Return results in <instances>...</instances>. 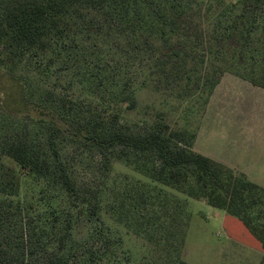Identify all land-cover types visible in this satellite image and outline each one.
<instances>
[{"label":"trees","instance_id":"obj_1","mask_svg":"<svg viewBox=\"0 0 264 264\" xmlns=\"http://www.w3.org/2000/svg\"><path fill=\"white\" fill-rule=\"evenodd\" d=\"M102 26L116 30L124 42L107 51L87 45L90 31ZM190 57L216 70L212 92L225 72H243L240 78L264 89V0H0V109L26 114L32 121L27 125L34 128L32 117L42 116L46 124L38 127L46 130L47 148H38L29 130L33 127H4L0 171L8 160L22 177L52 179L67 201L54 206L42 197L47 205L42 212L32 204L20 207L19 200L14 207L7 198L18 196L20 179L0 173V264H25L38 252L40 264H101L98 251L84 247L77 260L72 259L73 247L62 251L75 217L82 214L80 205L92 199L77 188L56 147L73 110L90 115L84 119L91 126L89 139L153 154L162 183L183 188L191 177L195 190L188 184L187 193L239 219L264 249V188L191 147L173 146L177 133L165 134L161 128L141 136L109 131L122 106L134 102L129 91L142 74L159 67L163 74L168 70L177 76ZM35 95L39 105L32 101ZM91 207L96 215L95 205ZM23 210L28 220L17 229L15 215ZM177 213L173 209L163 221L168 236H179L176 256L168 264H189L182 259L186 221ZM35 217L40 225L34 224ZM48 233L57 246L41 241Z\"/></svg>","mask_w":264,"mask_h":264},{"label":"rangeland","instance_id":"obj_2","mask_svg":"<svg viewBox=\"0 0 264 264\" xmlns=\"http://www.w3.org/2000/svg\"><path fill=\"white\" fill-rule=\"evenodd\" d=\"M90 33L85 43L100 50H113L124 42L116 30L105 26ZM183 65L177 76L168 70L163 74L164 68L159 67L153 72V68L146 70L129 91L134 102L129 107L126 103L122 106L109 131L141 136L161 128L165 134L177 133L171 144L186 149L192 148L197 135L194 147L197 152L245 173L252 181L264 183V89L240 78L239 75H246L243 72H225L212 92L218 76L211 65L200 64L195 57ZM32 101L40 103L37 95ZM89 117L88 113L71 111L56 138L60 160L77 188L92 198L80 205L82 214L75 217L72 237L66 241L63 252L68 253L73 247L76 252L72 259L77 260L80 250L86 247L99 252L101 264H168L176 256L179 236H168L163 227L174 209L180 220L186 221L182 259L187 263L264 264L262 250L257 252L244 234L239 236V229L230 220L223 224L222 210L186 192L188 184L195 190L191 177L183 188L176 183H162L156 176L159 163L148 150L89 139L91 126L84 121ZM32 118L37 129L27 125L32 121L26 114L8 115L0 109V131L4 127L10 130H20L25 125L33 127L29 130L37 138L38 148L47 151L46 130L39 129L46 120L37 115ZM4 162L0 173L20 179L18 196L7 198L14 201V207L19 200L20 207L32 204L42 212L47 209L42 197L54 206L67 202L52 179L22 177L13 163ZM1 181L0 178V189ZM44 191L46 195L42 196ZM92 205L96 215L92 214ZM31 213L36 216V212ZM15 217L17 229L19 222L28 220L25 210ZM230 218L237 223L235 217ZM33 220L34 224H41L37 217ZM238 226L244 228L242 224ZM52 239L48 233V238L42 237L41 241L57 246ZM35 242L37 239L31 244L36 245ZM24 245L29 247L28 238ZM39 254L28 257L25 264H40Z\"/></svg>","mask_w":264,"mask_h":264},{"label":"crops","instance_id":"obj_3","mask_svg":"<svg viewBox=\"0 0 264 264\" xmlns=\"http://www.w3.org/2000/svg\"><path fill=\"white\" fill-rule=\"evenodd\" d=\"M223 78V77H222ZM221 78V79H222ZM221 79H220V81H221ZM219 81V82H220ZM219 84V83H218ZM217 84V85H218ZM216 88V87H215ZM215 90V89H214ZM197 136V135H196ZM195 136V138H194V141H193V143H192V149L195 151V152H197L196 150H195V145H196V139H197V137ZM197 153H199V152H197ZM201 154V153H200ZM202 155H204V154H202ZM204 156H206V155H204ZM206 157H208V156H206ZM208 158H210V159H212V160H214V161H216V162H218V163H220V164H223V163H221L220 161H218V160H216V159H213V158H211V157H208ZM223 165H225V164H223ZM225 166H227V165H225ZM227 167H229V166H227ZM229 168H231V169H233L232 167H229ZM233 170H235V169H233ZM235 171H237V170H235ZM237 172H240V171H237ZM240 173H242V172H240ZM242 174H244L248 179H249V177L245 174V173H242ZM250 181H252L251 179H249ZM252 182H254V183H256L257 185H259V186H261L262 188H264V183L263 182H261V181H252ZM222 216V217H221ZM221 219H222V222H223V224H225L228 220H230V222L233 224V227H236V229H239V236H241L242 237V235L244 234L245 235V239L247 240V241H249L253 246H255V248H257V252H260V250H262L261 252H263L264 253V249L262 248V246H261V244H260V242L247 230V228L243 225V223L239 220V219H237V223H235V221H233L231 218H230V216L231 215H229V214H227V213H225L224 211H222L221 212ZM234 218V217H233ZM238 224H242V226L244 227L243 229H241V227L240 226H238ZM230 227H228V228H226L227 230H228V232H231V230L229 229ZM241 234V235H240ZM248 238H250V239H248ZM256 242V243H255Z\"/></svg>","mask_w":264,"mask_h":264}]
</instances>
